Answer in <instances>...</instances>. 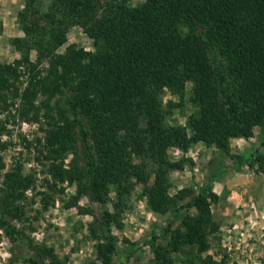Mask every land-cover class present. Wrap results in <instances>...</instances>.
Masks as SVG:
<instances>
[{
	"label": "trees",
	"instance_id": "16d2710c",
	"mask_svg": "<svg viewBox=\"0 0 264 264\" xmlns=\"http://www.w3.org/2000/svg\"><path fill=\"white\" fill-rule=\"evenodd\" d=\"M131 1L28 0L18 15L26 34L15 41L21 57L0 63V125L2 117L41 125L37 149L48 165L49 187H76L74 207L83 197L112 203L114 211L105 209L101 224L91 226L102 264H115L113 227L122 228L136 183L144 184L154 213L181 212L170 195L166 166L159 165L148 183L149 159L180 147L188 129V144L229 152L232 139L249 140L264 126V0H145L138 6ZM76 25L95 50L72 45L60 54L67 29ZM32 49L40 64L30 58ZM187 83L197 111L187 128L172 126L161 94L167 89L183 96ZM261 145L263 151L256 150L248 164L264 173V139ZM33 187L19 164L0 188V229L15 242L24 235L18 224L27 216ZM216 201L212 182L202 186L183 206L195 214L183 212L180 227L169 223L164 229V242H150L151 264H177L178 253L186 257L182 263L198 264L210 247ZM31 247L29 264H69L53 247Z\"/></svg>",
	"mask_w": 264,
	"mask_h": 264
},
{
	"label": "rangeland",
	"instance_id": "374dc122",
	"mask_svg": "<svg viewBox=\"0 0 264 264\" xmlns=\"http://www.w3.org/2000/svg\"><path fill=\"white\" fill-rule=\"evenodd\" d=\"M144 1L132 0L131 6ZM27 2L0 0V63H12L21 57L15 41L26 38L18 15ZM66 37V43L58 50L60 54L72 45L89 52L95 50L81 26L69 27ZM30 58L41 63L34 49ZM161 100L169 124L187 128L189 117L197 111L192 103V84L187 83L183 96L166 89ZM1 119L4 125L3 128L0 125V188L5 174L19 164L23 165V174L33 178L34 187L27 193V216L18 224L24 232L21 241H13L0 229V264H29L28 257L33 255L31 244L53 247L61 258H68L69 264H102L97 258V240L91 226L96 220L101 224L105 209L114 211L112 203L103 206L83 197L77 206H71L76 187L67 183L57 188L48 185V165L37 149L38 140L44 137L41 125ZM187 132L189 139L191 132L189 129ZM188 139L180 147L148 160L149 184H153L159 165L169 169L170 195L176 198L181 212L154 213L144 195V184L136 183L125 204L122 228L113 227L118 248L114 263L151 264L154 252L150 242H164V229L169 223L174 228L180 227L183 212L195 214V209L183 206L202 186L212 182L213 192L218 196V201L212 204L214 227L209 235L210 247L198 264H264V173L248 164L256 150L263 151L264 126L256 127L249 140L232 139L229 152L202 142L188 144ZM178 164L182 168H177ZM185 190L190 193L179 199ZM115 193L113 189L112 199ZM175 259L177 264H184L186 257L178 253Z\"/></svg>",
	"mask_w": 264,
	"mask_h": 264
}]
</instances>
